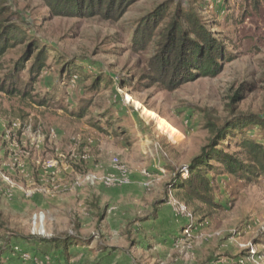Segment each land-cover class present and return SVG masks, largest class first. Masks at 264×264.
I'll return each instance as SVG.
<instances>
[{"label":"rangeland","instance_id":"obj_1","mask_svg":"<svg viewBox=\"0 0 264 264\" xmlns=\"http://www.w3.org/2000/svg\"><path fill=\"white\" fill-rule=\"evenodd\" d=\"M165 1L136 0L119 21L105 22L51 17L40 0H7L13 22L49 54L32 98L0 93L3 263L264 264V177L208 171L214 209L186 205L171 185L209 145L208 123L241 115L264 122V5L203 0L202 17L232 59L218 76L170 92L140 84L151 51L131 50L137 22ZM26 51L24 43L7 52L0 79ZM33 55L20 75L26 83ZM44 96L51 100L39 106ZM232 135L219 149L239 157L243 137L264 144L258 126ZM90 175L127 184L90 185ZM38 213L43 225L34 224ZM63 235L79 243L58 263L41 239Z\"/></svg>","mask_w":264,"mask_h":264},{"label":"trees","instance_id":"obj_2","mask_svg":"<svg viewBox=\"0 0 264 264\" xmlns=\"http://www.w3.org/2000/svg\"><path fill=\"white\" fill-rule=\"evenodd\" d=\"M51 17L69 19H100L105 22H117L136 0H40ZM258 10L264 0H242ZM203 0H187L184 5L178 0H168L141 18L134 29L131 50L135 52L151 51L146 68L141 75V85L145 88L158 87L163 91H175L183 85L200 78L218 76L227 61L232 59L228 42L212 31L202 17ZM17 13L0 0V70L7 52L21 44L27 45L23 57L12 70L0 79V93L8 97L32 98L33 85L43 69L49 51L40 46L35 39L28 37L23 27L13 22ZM29 42V43H28ZM35 54V55H33ZM33 62L28 69L29 81H22L20 75L26 70L28 57ZM102 77L95 81L100 86ZM106 87L113 86L111 79L104 81ZM123 83V87H124ZM31 93V94H30ZM238 93L233 102L238 101ZM49 97L44 96L37 104L47 106ZM81 110L77 116H84ZM111 123V122H110ZM109 123V124H110ZM258 126L264 135V122L257 116L241 115L221 126L208 123L212 138L209 145L189 166V175L183 179L178 173L173 179L172 191L188 206L201 204L207 208H218L213 203V188L207 176L208 171H219L234 178L253 182L264 177V144L243 137L238 144L240 154L226 153L219 146L231 138L233 131ZM41 243L58 254V263L67 262L69 249L79 240L71 235L52 239H41ZM0 264H5L0 261Z\"/></svg>","mask_w":264,"mask_h":264},{"label":"built area","instance_id":"obj_3","mask_svg":"<svg viewBox=\"0 0 264 264\" xmlns=\"http://www.w3.org/2000/svg\"><path fill=\"white\" fill-rule=\"evenodd\" d=\"M116 167H118V161H113ZM180 174L182 175L183 179H187L189 175V168L184 167ZM87 182L90 185H97L100 184L103 187H114V186H121L127 184V178L126 177H116L114 175H106L103 177H97L96 175H90V177L87 178ZM184 212V210H182ZM44 216L41 213L35 214L33 217L34 224L36 225H43ZM18 250V249H17Z\"/></svg>","mask_w":264,"mask_h":264}]
</instances>
